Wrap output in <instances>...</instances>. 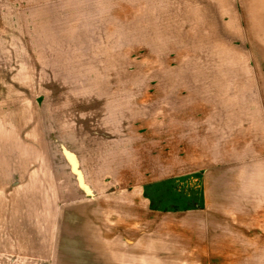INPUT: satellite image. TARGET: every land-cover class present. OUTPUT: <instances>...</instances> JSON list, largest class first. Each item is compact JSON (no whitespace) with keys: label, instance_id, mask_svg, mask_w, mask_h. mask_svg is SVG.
I'll return each mask as SVG.
<instances>
[{"label":"rangeland","instance_id":"374dc122","mask_svg":"<svg viewBox=\"0 0 264 264\" xmlns=\"http://www.w3.org/2000/svg\"><path fill=\"white\" fill-rule=\"evenodd\" d=\"M259 1L225 0L232 21L199 0L205 20L187 22L155 14L174 0H0V40L28 78L0 84V127L15 128L0 151L36 143L58 170L38 197L0 196V264H264V214L215 221L203 199L210 167L264 154ZM35 208L34 240L10 214Z\"/></svg>","mask_w":264,"mask_h":264},{"label":"crops","instance_id":"0c3cea01","mask_svg":"<svg viewBox=\"0 0 264 264\" xmlns=\"http://www.w3.org/2000/svg\"><path fill=\"white\" fill-rule=\"evenodd\" d=\"M217 1L219 2V0ZM223 1L224 8L220 11H223L224 13L226 12V14L231 15L230 20L236 21V8L232 4H230L228 8H225L226 2L225 0ZM198 2L196 0H174V3H172L173 12L169 10V8L167 7L168 3L166 2L165 5L161 7L158 6L155 14L164 15L166 17L169 15L177 16V18L169 19L171 21H204L205 18H203V16H205V13L200 8L202 4ZM216 4L219 6V3ZM4 31L7 32V30ZM2 43L3 41L0 40V84L13 87V79L15 78V80H19L16 83H19L20 85H27L28 78L26 75L23 77L21 71L19 74L12 73V54L14 47L9 45L7 46L6 44ZM21 48L22 47H16V52H20ZM261 92V101L264 108L263 79L261 81ZM9 95H12V93H10L8 90L2 88L0 89V99H6V97ZM6 113L7 115H3L4 117H13L12 114L14 113H12V111ZM17 116L19 115H15V118ZM262 123L264 124V118ZM0 128V131L4 130L3 134H5L7 139L9 140L8 144H11L12 134L15 128L11 126L3 127V125ZM36 145V143H30L28 149L32 152L26 153L25 157H8L6 148L1 149L0 196H2V194H4L3 192H5V195H3L4 197H13V195H8L9 190H11L10 192L23 190L26 192L24 194L25 197H38L41 195L39 194V192H43L46 188V183L48 186H50L51 182H54L58 174V170L56 169L57 165L54 163V161L44 158L43 152L39 153L37 151L39 148L36 149ZM14 182L18 183V185H13ZM203 182L205 183L203 199L205 198V203H207L209 207H211L210 213H212V216H214L213 219L215 221L221 220L223 218V215H235L234 221H237L239 223H248L244 227L246 228L248 225L258 222V216L255 215L264 214V154L254 155L251 157H246L224 164L212 166L205 172ZM9 183L11 186L10 189L7 190ZM137 193L140 194L139 191ZM7 206L8 205L5 202V208L3 207V213L5 215H8L10 211ZM41 208H44V206H42ZM39 212L42 213V215L40 216L44 222V209ZM37 213L38 212L36 208L33 210L30 209V211H28L27 213L18 211L15 216H13L11 213L10 221H15L17 224H21L20 222L22 220H27V218L25 217L27 214L29 216V222L34 225L32 229H29L28 237L35 240L38 236L39 229L38 227H35V224L37 223ZM43 222L40 223L41 234L43 236L46 235L47 237L49 235V229L46 228V226L50 228L51 224L48 223L47 225H45V222ZM212 230L215 235L216 227H213ZM46 231L48 232V234H46ZM212 239H214L213 236ZM243 240L244 242L240 241V239L238 238H235L234 242H231L229 240L227 244L231 245L235 243L241 245L245 242L246 244H252L256 242V240L253 239L249 241L248 238H245ZM261 242L264 243V241ZM103 245H107V243H102L100 249L101 254H103ZM118 262L120 263V259L118 260Z\"/></svg>","mask_w":264,"mask_h":264},{"label":"bare ground","instance_id":"6f19581e","mask_svg":"<svg viewBox=\"0 0 264 264\" xmlns=\"http://www.w3.org/2000/svg\"><path fill=\"white\" fill-rule=\"evenodd\" d=\"M262 2H263V0H260V1H259V3H262Z\"/></svg>","mask_w":264,"mask_h":264}]
</instances>
